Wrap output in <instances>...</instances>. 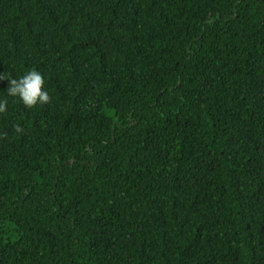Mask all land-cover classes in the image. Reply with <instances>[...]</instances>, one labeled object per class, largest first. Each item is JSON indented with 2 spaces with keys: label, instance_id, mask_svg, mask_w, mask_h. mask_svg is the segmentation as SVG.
Listing matches in <instances>:
<instances>
[{
  "label": "trees",
  "instance_id": "trees-1",
  "mask_svg": "<svg viewBox=\"0 0 264 264\" xmlns=\"http://www.w3.org/2000/svg\"><path fill=\"white\" fill-rule=\"evenodd\" d=\"M0 76V264H264V0H0Z\"/></svg>",
  "mask_w": 264,
  "mask_h": 264
},
{
  "label": "clouds",
  "instance_id": "clouds-1",
  "mask_svg": "<svg viewBox=\"0 0 264 264\" xmlns=\"http://www.w3.org/2000/svg\"><path fill=\"white\" fill-rule=\"evenodd\" d=\"M5 79L0 76V80ZM10 87L6 93L9 97L18 98L25 107L32 108L37 105H45L50 101V95L45 90V78L36 70L27 71L18 79H7ZM7 107V100H0V112Z\"/></svg>",
  "mask_w": 264,
  "mask_h": 264
}]
</instances>
